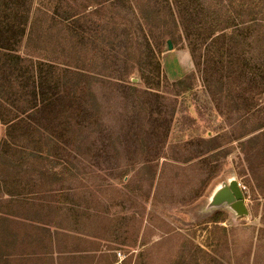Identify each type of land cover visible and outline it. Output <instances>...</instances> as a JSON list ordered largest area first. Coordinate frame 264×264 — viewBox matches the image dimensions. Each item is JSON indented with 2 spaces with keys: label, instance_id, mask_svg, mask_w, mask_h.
I'll use <instances>...</instances> for the list:
<instances>
[{
  "label": "rangeland",
  "instance_id": "374dc122",
  "mask_svg": "<svg viewBox=\"0 0 264 264\" xmlns=\"http://www.w3.org/2000/svg\"><path fill=\"white\" fill-rule=\"evenodd\" d=\"M75 1L34 0L20 52L59 65L78 53L101 83L78 101L63 75L12 138L0 123V264H264V41L211 43L217 24L179 0L200 23L199 71L150 7L78 21ZM230 1L203 0L248 8ZM7 74L0 62V85Z\"/></svg>",
  "mask_w": 264,
  "mask_h": 264
},
{
  "label": "trees",
  "instance_id": "16d2710c",
  "mask_svg": "<svg viewBox=\"0 0 264 264\" xmlns=\"http://www.w3.org/2000/svg\"><path fill=\"white\" fill-rule=\"evenodd\" d=\"M33 1L0 0V62H3L8 69L5 82L0 85V88L2 87L0 89V123L6 126L10 138H12V132L21 130L23 126L24 120L19 117L21 111L31 112L36 109L37 104L47 101L50 89L52 94V84L55 81V88L57 86L60 87V79H62L63 75H70L72 77L69 80V84L72 89L71 92L74 93L78 101L82 93L94 91L96 84L101 83V80L94 77L92 72L80 67L81 59L78 58V53H75L74 57H71L70 60H73L72 62L64 65H59L56 61L42 58L34 60L29 56L24 57L21 54L20 46L23 44L24 37L27 34ZM238 1L247 3V10L234 12L230 9L228 10L227 6H222L220 12L210 11L207 10V6L203 0H192V3H198V9L194 11L197 17H199L200 12L207 11L205 16H208V19L217 24V27L209 33L210 36L217 34L212 39L214 41H210L211 43L222 37H239L242 38L244 43H250V40L263 43L264 11L261 13L263 17H256L255 10L251 8L253 4H257L256 0H231V7ZM259 2L263 4L264 0H259ZM121 3L129 4L134 14L135 12L141 13L142 9L146 6L150 7V17L153 22L158 21L160 23L157 27L160 31L166 30L167 26L166 23L162 24L161 21L169 18L175 24L178 31H182L185 34L187 47L194 65L199 71L202 70V64L198 61V56H200L198 54L201 52L204 42L201 27L199 26L200 23H197L196 26H192L189 23L190 20L188 18H193L188 14L184 15L182 13L179 0H157V3L156 1L152 3V0H76L73 8L76 9L78 21L81 20V14L83 16H93L98 21H101L111 12L108 9H113L116 4ZM85 12L89 14H84ZM188 13L193 15V12L188 11ZM53 20L56 23L55 28L57 29L59 24L65 27L69 26L68 22L65 25V22L60 23L58 20ZM111 20L112 17L105 19L106 22ZM146 26L147 28H142L144 34L147 30L149 33L152 32L149 28L151 25L146 24ZM115 30L117 32L119 26H116ZM59 32L61 31L59 30ZM47 35L45 34V37L41 38V41L46 40ZM207 51L206 48L204 53ZM105 55L108 56L107 53H103V57ZM157 63L160 69V63ZM136 85L134 84L132 87L136 88ZM6 87L10 88L9 92L6 91ZM5 92H8V95H5ZM213 220H216V217Z\"/></svg>",
  "mask_w": 264,
  "mask_h": 264
},
{
  "label": "water",
  "instance_id": "95a60500",
  "mask_svg": "<svg viewBox=\"0 0 264 264\" xmlns=\"http://www.w3.org/2000/svg\"><path fill=\"white\" fill-rule=\"evenodd\" d=\"M168 45H169V49L172 50L173 49V44H172L171 41H168ZM233 189H234V191H238L237 183H233Z\"/></svg>",
  "mask_w": 264,
  "mask_h": 264
},
{
  "label": "crops",
  "instance_id": "0c3cea01",
  "mask_svg": "<svg viewBox=\"0 0 264 264\" xmlns=\"http://www.w3.org/2000/svg\"><path fill=\"white\" fill-rule=\"evenodd\" d=\"M186 52V51H185ZM183 55L185 56L186 54L185 53H183ZM184 58H186V57H184Z\"/></svg>",
  "mask_w": 264,
  "mask_h": 264
}]
</instances>
